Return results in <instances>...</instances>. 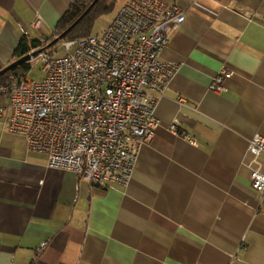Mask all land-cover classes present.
Segmentation results:
<instances>
[{"label":"crops","instance_id":"1","mask_svg":"<svg viewBox=\"0 0 264 264\" xmlns=\"http://www.w3.org/2000/svg\"><path fill=\"white\" fill-rule=\"evenodd\" d=\"M164 1L185 16L160 55L177 70L153 93L159 126L126 186L49 168L0 120V264H264V193L247 150L264 136V0ZM70 3L0 0V67L22 36L51 38ZM221 68L232 76L215 93Z\"/></svg>","mask_w":264,"mask_h":264},{"label":"built area","instance_id":"2","mask_svg":"<svg viewBox=\"0 0 264 264\" xmlns=\"http://www.w3.org/2000/svg\"><path fill=\"white\" fill-rule=\"evenodd\" d=\"M184 20V11L164 0H126L102 34L59 39L66 56L55 58L48 45L29 52L27 70L0 85L8 100L0 108L4 129L23 137L28 152L45 155L49 168L92 187L126 186L139 147L159 126L153 93L162 95L177 70L160 55ZM38 63L45 73L39 82L28 78ZM231 76L221 68L210 91L220 93ZM168 130L178 133L175 124ZM247 150L251 187L264 193V136L254 135Z\"/></svg>","mask_w":264,"mask_h":264},{"label":"trees","instance_id":"3","mask_svg":"<svg viewBox=\"0 0 264 264\" xmlns=\"http://www.w3.org/2000/svg\"><path fill=\"white\" fill-rule=\"evenodd\" d=\"M115 7L116 0H71L68 10L59 19L54 29L53 36L47 39L42 38L43 41L41 39H31L28 36H22L14 51L13 61L20 59L31 51H36L41 47L50 44L54 40V35L60 36L69 28L70 29L62 36L61 41H70L77 38L91 36V28L95 19L112 12ZM86 10H88V12L84 15ZM117 11L118 10H116V12ZM56 43H58V41H56ZM1 69L2 68L0 67V70ZM23 70H27L25 64L20 65L14 70L1 76L0 85L14 73Z\"/></svg>","mask_w":264,"mask_h":264},{"label":"rangeland","instance_id":"4","mask_svg":"<svg viewBox=\"0 0 264 264\" xmlns=\"http://www.w3.org/2000/svg\"><path fill=\"white\" fill-rule=\"evenodd\" d=\"M115 12H116V7L112 12L96 18L93 25H92V28H91L92 35L102 34L104 32V30L106 29V27L111 22V20L113 19ZM49 49L54 52L55 58H61V57H64L68 54V52L62 48L61 42L53 44L51 47H49ZM73 51H74V49L71 50V52H73ZM41 68H42V64L38 63L35 66V68H33L31 71H29L28 78L33 80V81H38V82L43 80L45 77V73L42 72ZM1 126H2V129H4L3 119L1 120Z\"/></svg>","mask_w":264,"mask_h":264},{"label":"water","instance_id":"5","mask_svg":"<svg viewBox=\"0 0 264 264\" xmlns=\"http://www.w3.org/2000/svg\"><path fill=\"white\" fill-rule=\"evenodd\" d=\"M87 12H88V10H86V12L84 13V15H85ZM73 25H74V24H73ZM69 29H70V28H69ZM69 29H68V30H69ZM68 30H67V31H68ZM67 31H66V32H67ZM66 32H64L62 35L58 36L56 39H54L50 44H48V46L50 47L51 45L55 44L56 41H59V39H61L62 36H63ZM38 52H39V51L36 50V51H34L32 54L35 55V54L38 53ZM29 57H30V55H28V54H27V55H24V56L21 57L20 59L15 60V61L11 62L10 64H8L7 66H5L4 68H2V69L0 70V77L3 76V75H5V74L8 73V72L14 70L15 68L19 67L20 65L25 64L26 61L29 60Z\"/></svg>","mask_w":264,"mask_h":264}]
</instances>
